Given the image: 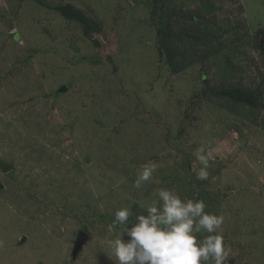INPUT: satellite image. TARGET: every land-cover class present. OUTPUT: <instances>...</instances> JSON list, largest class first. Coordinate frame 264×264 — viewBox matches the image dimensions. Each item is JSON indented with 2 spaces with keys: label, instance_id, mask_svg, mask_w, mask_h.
<instances>
[{
  "label": "rangeland",
  "instance_id": "obj_1",
  "mask_svg": "<svg viewBox=\"0 0 264 264\" xmlns=\"http://www.w3.org/2000/svg\"><path fill=\"white\" fill-rule=\"evenodd\" d=\"M0 161V264H119L110 219L161 188L264 264V0H0Z\"/></svg>",
  "mask_w": 264,
  "mask_h": 264
},
{
  "label": "clouds",
  "instance_id": "obj_2",
  "mask_svg": "<svg viewBox=\"0 0 264 264\" xmlns=\"http://www.w3.org/2000/svg\"><path fill=\"white\" fill-rule=\"evenodd\" d=\"M196 159L201 165L197 178L207 179L211 153L204 154L201 149ZM156 169L154 162L143 165L133 186L141 188ZM157 196L160 203L141 208L146 214H137L135 222L129 220L132 207L115 212L113 227L118 226L121 231L109 246L119 264H208L210 260L225 264V239L216 232L224 217L206 212L203 200L182 199L174 189L161 188ZM202 231L209 235L198 239L197 234ZM125 233L130 237L127 241L123 239Z\"/></svg>",
  "mask_w": 264,
  "mask_h": 264
},
{
  "label": "trees",
  "instance_id": "obj_3",
  "mask_svg": "<svg viewBox=\"0 0 264 264\" xmlns=\"http://www.w3.org/2000/svg\"><path fill=\"white\" fill-rule=\"evenodd\" d=\"M64 9H68V15L70 16L71 19H74L78 21L82 28H83V33L84 35H88L89 31L91 30V23L89 20H87L79 11L73 10L70 6L64 7ZM263 47V45H261ZM225 97H228L230 100L234 102H239V103H245L249 105H253L256 103L255 97L252 93L250 92H245L240 89L232 90L230 92H225L223 93ZM112 224L114 222L113 219H110Z\"/></svg>",
  "mask_w": 264,
  "mask_h": 264
},
{
  "label": "water",
  "instance_id": "obj_4",
  "mask_svg": "<svg viewBox=\"0 0 264 264\" xmlns=\"http://www.w3.org/2000/svg\"><path fill=\"white\" fill-rule=\"evenodd\" d=\"M60 91L61 92L65 91V88L62 87V90H60ZM0 169L2 172H6L10 169V165H7V164L0 161ZM132 212H133V215L129 217V220L132 222H135V217L140 212H144L146 214V210L141 209V208H134V209H132ZM129 224H131V223H129ZM84 239H85V235H83V234L78 235V238H77L76 243H75V251L78 250L79 247L83 244Z\"/></svg>",
  "mask_w": 264,
  "mask_h": 264
}]
</instances>
